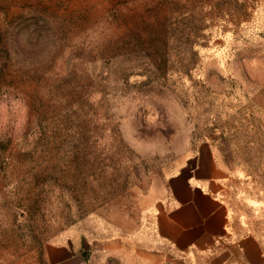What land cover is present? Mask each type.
Segmentation results:
<instances>
[{"label":"rangeland","instance_id":"rangeland-1","mask_svg":"<svg viewBox=\"0 0 264 264\" xmlns=\"http://www.w3.org/2000/svg\"><path fill=\"white\" fill-rule=\"evenodd\" d=\"M203 148L264 220V0H0V264L100 250Z\"/></svg>","mask_w":264,"mask_h":264},{"label":"crops","instance_id":"crops-1","mask_svg":"<svg viewBox=\"0 0 264 264\" xmlns=\"http://www.w3.org/2000/svg\"><path fill=\"white\" fill-rule=\"evenodd\" d=\"M228 181L215 155L203 148L193 162L158 179L132 230L102 241L100 250L92 243L85 249L55 248L56 260L58 264H97L98 258L101 264H264V220L237 216Z\"/></svg>","mask_w":264,"mask_h":264}]
</instances>
